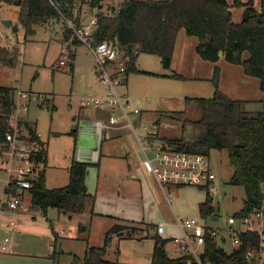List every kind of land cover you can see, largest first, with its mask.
<instances>
[{"label": "trees", "instance_id": "trees-1", "mask_svg": "<svg viewBox=\"0 0 264 264\" xmlns=\"http://www.w3.org/2000/svg\"><path fill=\"white\" fill-rule=\"evenodd\" d=\"M103 1L91 0L90 6H99ZM254 1L124 0L119 7H112L110 13L95 14L98 23L92 36L94 43L109 41L124 51V58L129 61L125 72L127 75L129 72L141 71L136 66L137 56L141 52L158 55L163 66L170 68L176 37L185 28L188 34L199 39L196 50L203 59L216 62L224 55L227 61L241 64L247 74L259 77L261 89L264 90V0H260V8L254 6ZM4 2L19 5V21L25 29L26 38L35 31V25L46 23L52 18H75L79 23V16L75 14L81 6H78L77 0H0V5ZM232 6L245 7L241 22L233 20ZM63 36L65 42L71 40L68 48L75 58L71 45L82 42L70 28L65 29ZM21 51L19 45L0 44V70L2 65L15 66ZM170 75L184 78L179 73ZM219 78L220 67L216 65L212 77L214 94L187 96V108L171 111L170 116L182 124V136H157L156 139H163V143L171 150L180 152L210 155L211 149L227 150L234 166L230 183L241 185L246 191L243 207L233 213L240 218L249 215L264 201V101L262 109H249L246 100L230 97L220 89ZM16 89V86L0 83V138L9 126L7 119L15 105ZM48 98L45 96L53 111L56 106ZM193 111L198 113L196 117L191 115ZM27 125L36 134L35 125ZM71 134L76 135L77 130H72ZM43 152L44 169L29 190L32 205L44 212L55 207L70 215L86 211L94 213L96 195L88 190L86 183V174L92 163L78 160L74 150L68 183L50 188L46 184L47 145ZM213 200L212 193L207 189L206 199L200 204L202 218L206 221L216 214ZM78 231V237L87 242L86 251L83 257L73 254L71 264H113L115 261L109 259L108 252L115 235L119 238H134L138 235L152 237L155 244L151 264H204L207 261L213 264H250L246 256L248 251L261 253L264 250V240L259 232L249 230L239 233L243 244L232 251H228L216 236L207 233L203 246L204 261H199L191 253L171 255L167 249L171 239L163 237L155 225L146 221L136 222L117 217L101 245L89 243L90 222H81ZM53 234L56 252L60 236L55 230ZM116 253L119 255V248Z\"/></svg>", "mask_w": 264, "mask_h": 264}, {"label": "rangeland", "instance_id": "rangeland-1", "mask_svg": "<svg viewBox=\"0 0 264 264\" xmlns=\"http://www.w3.org/2000/svg\"><path fill=\"white\" fill-rule=\"evenodd\" d=\"M121 1L104 0L101 5L92 7L90 6L91 0H77L78 6L80 5L81 8L75 16H79L80 23H85L97 12L110 13L112 7L120 6ZM84 11H89L88 15L84 16ZM18 14L19 5L5 2L0 5V44L19 45L22 49L15 66H1L0 83L44 94V96L49 97L51 104L53 103L56 106L52 111L47 100L45 106H38L33 103L29 112L30 117H28L36 122L38 133L48 147L49 163L47 167L51 176L48 185L50 188L62 186V180L59 179L62 178L60 177L62 174L64 175L67 172L66 169H68L73 151L75 150L76 154L78 148L83 149L85 145H90L91 142L97 144V135L88 128L81 130L79 127L76 135L71 134V131L77 125L73 118L79 110L81 98L95 94L97 81L94 64L96 56L85 43L71 45L75 58L71 56L70 49L67 51L63 32L66 28H69L68 18H52L46 23L37 24L34 26L35 31L26 38L25 29L21 26ZM5 20H11L12 25H18V30L15 31L5 26ZM62 60L65 61V64L61 63ZM125 62L126 67H128V59ZM136 65H146L150 69H159L162 66L158 55L145 52H141L137 56ZM151 78L155 80L154 82H159V79H156L157 77ZM174 78L177 79L164 81L167 82L163 84L165 90L150 91V97L153 100L152 102L144 101V104H140L136 100V93H140L139 80L134 81L133 85L131 83L130 97L127 96L132 104L134 106L139 105L143 112L141 117L132 115L138 129L147 126L149 132L156 133L161 138L182 136L181 122L171 117L170 113L172 110L187 108L188 104L185 96H192V94H188L189 92L184 93L188 89V84L183 80H179L182 78ZM129 81L131 82V79ZM124 88L127 90V86L123 87V91ZM182 93L184 94L182 95ZM191 115L196 117L198 113L193 111ZM104 120L108 123V116ZM156 140L157 142L163 141V139ZM107 141H104V152H108L105 143ZM130 150H138L136 161L143 165L142 160L145 154L132 131L130 135L117 140L115 145L116 154L113 158L110 155H104L102 165L106 158H112L115 162L114 166L101 165V170L114 178L118 165L127 164L129 160L127 152ZM210 157L217 174L214 183L209 187L179 186L180 192L175 195L174 205L176 214L180 218H202L200 206L199 212L193 213L195 202L197 200L202 201L207 195V189H210L212 190L216 213L220 217L219 224H224V221L231 214L243 207L246 191L243 186L230 183L234 166L230 162L227 150L211 149ZM94 167L95 171L100 169L99 164L94 165ZM110 169L112 170L110 171ZM144 169L146 170L145 166ZM6 176L5 171L0 170V201L6 198L5 183L2 184V180ZM169 185L167 184L166 187ZM26 203L29 210L24 212L12 209L3 211V207L0 206V264H71L73 254L80 257L84 256L86 241L71 238V235L75 234L76 229L79 227L76 223H73V219L70 221L67 217H62L63 215L58 213V209L55 207H50L47 212H44L39 207H33L30 201ZM48 210H50L49 213ZM177 216L175 215L176 222L173 224L174 234L180 233ZM166 220L171 223L173 217ZM208 220L213 223V218ZM7 223L10 226H7ZM62 226H66L68 229L66 233L59 237L56 252H54L53 230L61 231ZM71 230H73L72 233ZM98 237L99 235L95 233L93 240H98ZM5 238L8 240L5 245L6 248L3 249ZM92 244L95 245L96 243ZM225 246L228 251H232L231 244L228 243ZM110 248L112 249H109L108 257L115 261L113 264H131V262L122 263L118 261L119 256L121 257L122 254L121 246L119 255L116 253L118 245L115 246L113 243ZM129 255L128 252L127 256ZM204 264L213 263L207 261Z\"/></svg>", "mask_w": 264, "mask_h": 264}, {"label": "crops", "instance_id": "crops-1", "mask_svg": "<svg viewBox=\"0 0 264 264\" xmlns=\"http://www.w3.org/2000/svg\"><path fill=\"white\" fill-rule=\"evenodd\" d=\"M122 0L121 2H123ZM246 1V0H245ZM230 3H233V0H229ZM254 6L260 8V0L254 1ZM119 7V6H118ZM245 7H231L233 20L235 22H241L244 15ZM6 26V25H5ZM8 27V26H7ZM13 30L12 27H8ZM2 29V28H1ZM1 33V30H0ZM199 42V39L195 35H190L187 33L185 28H182L177 37L174 46V52L172 56V62L170 68H165L161 62V67L159 69H150L146 65L137 66L141 71L129 72L127 75L125 73L122 75V82L119 86L120 91L126 96L130 93L131 83L134 84V81L139 80V90L140 93H136V100L140 104H144V101L152 102L153 98L150 97V91H163L165 90L164 81L169 79H177L170 74L179 73L184 75V78L179 79L183 80L188 84V89L184 93L189 92L192 96H212L214 94V84L212 82V77L216 65L220 67V78L219 86L220 89L233 98H239L246 100V106L249 109L259 110L263 108L264 101V90L261 89L260 78L257 76L249 75L245 72L244 67L241 64L231 63L227 61L222 55L220 59L216 62L203 59L197 52L196 46ZM73 52V51H72ZM247 56V54H246ZM122 59V64L127 66L125 60ZM161 59V58H160ZM95 72L97 70V59L95 60ZM128 68V67H127ZM168 74V75H160ZM97 75V73H96ZM96 77L95 85V94L93 96H103L105 95V88L98 82ZM141 76V78H140ZM134 77V78H133ZM157 77L159 82H154L153 78ZM131 79V82L129 81ZM133 81V82H132ZM127 86V90L123 87ZM138 90V89H137ZM182 93V95L184 94ZM171 95V94H170ZM127 98L129 99V97ZM186 98V96H185ZM130 100V99H129ZM41 106V105H38ZM137 107L139 105L136 104ZM141 113L137 116L142 115ZM29 116V114H28ZM109 116V110L107 108H87L80 105L79 110L74 115V121L77 123L73 130H88L92 133H97L94 131L95 121L104 120ZM30 117V116H29ZM28 117V118H29ZM32 121V124L35 125L37 129L36 122L34 119L29 118ZM105 121V120H104ZM107 123V122H106ZM38 132V130H37ZM132 133L131 129L122 124L109 125L105 128L104 137L99 143L97 135V144L89 143L90 145H85V147L78 148L76 152V158L78 160H85L92 163L86 174V183L88 190L96 195L95 202L93 204L94 213L86 211L80 214H68L64 212H59L62 217H67L70 221L74 220L73 223H76L78 226L82 223L91 224V231L89 235V243H96L95 245H101L104 243L105 234L108 229L116 222V218L120 217L126 220H133L136 222L146 221L157 227L162 224L164 229L160 233L163 237L173 238L175 236H182L184 229L178 221V226L180 227V233L174 234L173 224L176 222L175 215L176 208L174 205L175 195H178L180 192V187L175 185H169L162 187L155 179V177L144 169L143 165L136 161V153L138 150L128 151L129 160L126 165H118L115 170L114 178L108 176L104 171L101 170L102 161L104 155H110L112 158L115 156V145L117 140L126 137ZM152 137L156 140L158 134L150 132ZM135 135V133H134ZM136 137V135H135ZM151 137V138H152ZM137 139V137H136ZM107 144L108 152H104L103 146L104 141ZM121 143V142H120ZM141 148V147H140ZM99 150V155L97 159H92V151ZM142 150V149H141ZM132 155V157H131ZM112 158H106L104 160V166L113 167L115 162ZM130 158L132 159L130 161ZM144 160V158H143ZM142 160V161H143ZM49 163V158L47 160ZM100 166L99 170H94V165ZM70 165V162H69ZM102 165V166H103ZM112 169H110L111 171ZM3 171V170H2ZM67 172L62 174L61 184H67L69 181L70 173L69 166L66 169ZM50 172L48 167L46 168V184L49 187ZM118 180V182H117ZM7 176L3 178L2 184L5 183L6 187ZM5 192V189H4ZM207 194V193H206ZM207 196V195H206ZM205 198L202 201L197 200L195 202V208L193 213L199 212L200 204L205 201ZM172 198V199H171ZM24 199L26 202L30 201L31 203V193L26 191L24 193ZM28 205V204H27ZM36 207V206H33ZM2 209V208H1ZM9 208H3L2 210H8ZM29 210V206H28ZM19 212H24L26 210H17ZM50 210H48L49 213ZM232 215V214H231ZM173 217V221L167 222L166 219ZM179 219L180 217L177 216ZM213 223L208 224L212 227H216L219 230L218 240L226 248V244H231L232 249L235 248L231 242V234L228 229V220L224 221V224H219L220 217L218 213L213 215ZM74 225V224H73ZM7 226H10L7 223ZM76 226V225H75ZM71 227H73L71 225ZM66 226H62L61 231H56L60 237L63 233L67 231ZM79 227L76 229V233L71 235V238H74L78 241H82V238H79ZM73 230H71V233ZM99 235V239L93 240L94 234ZM97 238V237H96ZM6 239V238H5ZM103 240V241H102ZM85 241V240H83ZM115 246L118 245V248L121 253L120 246L122 247L121 257L119 256V262L126 263L131 262V264H151L154 244L155 241L150 236H141L138 235L134 238H119L117 235L113 237L112 244ZM110 245V246H111ZM87 246V242H86ZM200 251H203V246L198 247ZM109 249H112L109 247ZM114 249V248H113ZM167 249L171 255L178 256L179 252L176 250L175 246L170 241L167 244ZM227 249V248H226ZM66 252V251H63ZM129 252V256H127ZM119 253V254H120ZM264 253V252H263ZM117 261V262H118Z\"/></svg>", "mask_w": 264, "mask_h": 264}, {"label": "built area", "instance_id": "built-area-1", "mask_svg": "<svg viewBox=\"0 0 264 264\" xmlns=\"http://www.w3.org/2000/svg\"><path fill=\"white\" fill-rule=\"evenodd\" d=\"M88 13L89 11H84L83 15L86 16ZM97 20L95 14L85 23H78L75 18H69L68 27L82 43L90 47L96 56L97 79L105 88L103 96L86 95L81 98V105L84 107L109 110L108 123L101 119L95 121L94 131L98 135L99 143L101 144L106 127L123 123L135 133L145 154L144 166L162 187L167 184L209 187L217 178L210 155L171 150L163 141L157 142L152 139L147 126H142L140 129L135 126L132 115H139L141 109L134 106L119 88L122 75L127 70V67L121 63L124 59V51L119 50L109 41L94 43L92 32L96 28ZM70 43L71 40L65 42L67 51ZM61 63L65 64V61L62 60ZM33 103L45 106L44 94L17 87L15 105L8 114L9 126L0 138V170L5 171L7 175L5 188L8 189L5 192L6 198L0 201V206L12 210H28L24 193L33 187L44 169L42 157L46 144L37 130L34 134L27 125V123L32 124L28 114ZM98 155L99 150H93L91 158L97 159ZM227 220L231 242L235 248H240L243 244L238 236L239 233L247 230L258 231L264 240V201L249 215L238 218L232 214ZM178 221L184 233L182 236L171 238L170 241L180 255L191 253L200 261L201 251L198 247L204 246L207 233L218 238L220 235L218 228L212 227L201 217H184L179 218ZM163 229L162 224L156 227L159 233ZM7 240L6 238L3 241V249L6 248ZM263 252L264 250L261 253L255 250L248 251L246 256L250 264H264Z\"/></svg>", "mask_w": 264, "mask_h": 264}, {"label": "water", "instance_id": "water-1", "mask_svg": "<svg viewBox=\"0 0 264 264\" xmlns=\"http://www.w3.org/2000/svg\"><path fill=\"white\" fill-rule=\"evenodd\" d=\"M4 24L6 26H8V27H12L13 30H15V31L18 30V28H19L18 25L17 26L16 25H12V21L11 20H5ZM200 257H201V260L204 261V259H205L204 257L205 256H204V252L203 251L200 253Z\"/></svg>", "mask_w": 264, "mask_h": 264}]
</instances>
